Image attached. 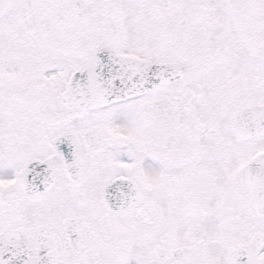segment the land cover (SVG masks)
Wrapping results in <instances>:
<instances>
[{
    "label": "snow or ice",
    "instance_id": "6c2138e0",
    "mask_svg": "<svg viewBox=\"0 0 264 264\" xmlns=\"http://www.w3.org/2000/svg\"><path fill=\"white\" fill-rule=\"evenodd\" d=\"M0 264H264V0H0Z\"/></svg>",
    "mask_w": 264,
    "mask_h": 264
}]
</instances>
